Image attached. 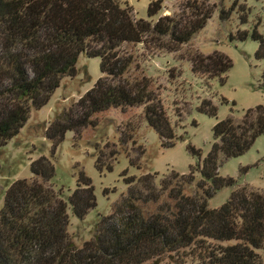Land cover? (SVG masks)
<instances>
[{"label":"trees","instance_id":"obj_1","mask_svg":"<svg viewBox=\"0 0 264 264\" xmlns=\"http://www.w3.org/2000/svg\"><path fill=\"white\" fill-rule=\"evenodd\" d=\"M160 9L161 0H151L147 17ZM210 13L195 7L190 18L158 16L150 23L134 19L125 1L0 0V147L19 132L30 110L47 103L63 77L74 76L80 54L98 58L100 77L45 129L51 156L66 131L78 134L93 125V115L109 108L141 107L142 118L160 145L172 147L173 129L149 92L148 80L120 82L131 62L118 50L122 44L152 43L176 51L204 26ZM222 15L220 11V19ZM245 35L239 33L240 39ZM250 37L257 42L254 58L264 59V38L255 29ZM189 63L192 75L216 78L219 84L231 67L230 59L220 52L194 54ZM260 80L264 87V69ZM196 109L215 115L208 99ZM263 132V106L244 110L238 120L229 114L213 125L209 151L197 160L195 169L189 167L186 174L171 171L168 179L159 180L157 189L156 173L124 178L125 195L107 216L98 217L92 238L79 248L66 230V206L77 219L95 207L90 180L78 172L75 189L63 200L44 186L53 177V166L38 158L29 166L30 179L12 182L3 193L0 264H159L183 249H196L202 264H260L255 250L264 243V196L241 186L217 208H208L207 200L234 184L231 178L217 175L219 163L244 153ZM187 149L198 158L197 150ZM113 155L109 152L107 158L112 160ZM94 165L100 170L98 158ZM193 172L200 176L195 183ZM168 180L174 182L171 189ZM192 184L194 194H184ZM207 240L234 243L211 247Z\"/></svg>","mask_w":264,"mask_h":264},{"label":"rangeland","instance_id":"obj_2","mask_svg":"<svg viewBox=\"0 0 264 264\" xmlns=\"http://www.w3.org/2000/svg\"><path fill=\"white\" fill-rule=\"evenodd\" d=\"M118 1L127 3L134 19L150 23L158 16H172L176 20L190 18L195 14V7L211 13L204 26L176 51L168 52L152 43L122 44L118 50L131 62L120 82L148 80L149 92L159 101L173 129L172 147L160 145L155 132L144 122L141 107L109 108L93 115V125L85 126L78 134L66 131L51 156V143L45 138V129L73 107L100 77L98 58L82 54L77 57L74 76L63 77L47 103L39 110H30L19 132L0 147V206L6 188L16 180L30 179L29 166L40 157L48 159L53 166V177L44 182V186L63 200L75 189L78 172L82 171L90 180L95 207L82 219H77L69 205L66 206V230L76 248L92 238L98 217L107 216L111 206L125 195L124 178L156 173L157 189L159 180L168 179L171 171L186 174L189 167L195 169L197 160L203 159L209 151L211 129L216 122L229 114L238 120L244 110L257 105L264 107V87L260 80L264 59L254 58L257 42L250 37L255 29L264 38V0H161L160 11L151 17L146 15L151 0ZM220 11L223 12L221 19ZM241 32L246 34L243 40L239 37ZM212 52H220L230 59L231 67L223 84L216 78L207 80L190 72L192 55ZM202 99L210 100L215 108L214 116L197 111ZM187 146L198 151V158ZM109 152L114 154L112 160L107 158ZM96 158L100 170L95 168ZM216 171L219 177L231 178L234 184L216 191L207 200L208 208L219 207L241 186L264 196V132L244 153L222 160ZM193 176V183L199 181L197 172H193ZM168 181V189H171L174 182ZM183 193L194 194L193 184ZM233 243L205 242L211 247ZM196 252V249H183L159 264H202ZM255 253L260 264H264V243Z\"/></svg>","mask_w":264,"mask_h":264}]
</instances>
